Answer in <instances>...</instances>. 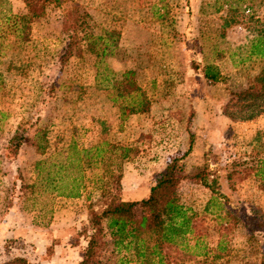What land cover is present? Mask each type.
Returning <instances> with one entry per match:
<instances>
[{"label": "rangeland", "instance_id": "374dc122", "mask_svg": "<svg viewBox=\"0 0 264 264\" xmlns=\"http://www.w3.org/2000/svg\"><path fill=\"white\" fill-rule=\"evenodd\" d=\"M8 7L14 13L25 12L22 0H3L0 8ZM62 9L69 10L71 17L89 13L94 34L118 33L117 49L107 63L116 73L136 70L137 84L150 99L145 111L129 107L121 120V99L114 101L113 85L98 82L101 77H96L93 54L84 53L83 58H71L64 65L59 62L66 38ZM263 27L264 0H67L61 7L51 6L34 24L37 39L26 51L31 58L28 74L2 73L0 264H8L15 256L32 264H77L82 258L89 207L99 211L102 203V168L82 163L78 196L66 195L72 187L68 178L55 191L43 184L32 186L37 181L35 162L49 156L62 158L64 149H59L71 140L79 148L140 140L138 154L122 166L118 187L122 199L146 198L166 163L183 157L188 173L208 162L219 176L217 198L242 220L253 221L252 208L264 213V189L255 178L235 176L234 184L226 179L228 172L246 165L241 163L249 160L248 153L258 147L257 142L264 149V113L245 122L231 121L222 113L227 96L243 88L260 66V59L249 50ZM206 61L219 68L221 81L203 77ZM20 129L26 142L9 153L8 141ZM41 130L44 137L39 135ZM45 140L48 147L42 155L33 143ZM232 161L239 165L230 166ZM180 191L184 203L197 209L196 233L206 235L207 241L215 239L219 225L212 213L203 211L210 190L186 177ZM142 212L135 209L136 216ZM206 229H213V238ZM244 237V232L235 233L233 247L238 256L226 264H243L250 249ZM101 241V258L115 264L119 254L107 237ZM178 258L182 264L196 260Z\"/></svg>", "mask_w": 264, "mask_h": 264}, {"label": "trees", "instance_id": "16d2710c", "mask_svg": "<svg viewBox=\"0 0 264 264\" xmlns=\"http://www.w3.org/2000/svg\"><path fill=\"white\" fill-rule=\"evenodd\" d=\"M22 1L25 5V12L22 13H14L9 7L6 10L0 8V87L4 82L3 71H14L23 76L28 74L31 58L26 51L37 39L34 36V24L47 15L51 6L61 7L67 0ZM2 2L0 0V4ZM62 10H65L61 23L66 38L58 53L59 62L64 65L71 58H83L84 53L93 54L96 77H101L98 82L101 85L107 82L113 85L117 90L114 101L121 99V120L126 117L129 107L145 111L150 106V99L137 84L136 70L123 69L116 73L107 63L117 49L114 40L118 33L104 30L101 34H94L89 29V13L83 11L71 17L69 10ZM249 54L260 59V66L257 72L248 77L243 88L233 91L225 99L222 113L231 121L245 122L264 113V27L251 40ZM202 74L210 82L223 79L219 68L208 61L202 67ZM3 116L4 110L0 109V120ZM44 134L41 130L39 135L44 137ZM26 139L21 129L13 134L8 141V152L15 153ZM193 139L194 133L191 132L190 147ZM139 141L131 144L105 142L104 148L99 145L79 148L71 140L65 148L59 149H64L60 152L62 158L52 160L49 156L48 159L35 162L37 181L32 186L43 184L55 191L58 183L68 178L72 183L66 193L68 196H78L80 193L78 180L81 178L83 162H93L96 167L102 168L99 175L102 203L99 211L93 206L89 207V232L86 233L83 256L77 264H107L99 254L103 236L108 238L119 254L115 264H182V261H177L178 255L182 259H196L195 264H226L238 256L237 247H233V238L235 233L242 232L245 234V243L250 245L243 264H264V213L252 208L254 219L250 223L234 214L225 201L217 198V190L221 187L219 176L216 171L209 169L207 161L188 173L183 157H174L159 172L146 198L122 199L118 193L123 177L122 166L138 154ZM255 141H258V137ZM33 145L43 155L48 141L34 142ZM256 145L261 150L252 145L248 153L249 160L241 163L245 166L227 173L226 179L230 184H234L235 176L247 175L255 178L261 189H264V149L261 143L257 142ZM233 165L238 166L239 162L232 161L230 166ZM186 177L212 193L203 211L212 213L219 227L215 228V239L212 237L213 229H206L209 230L207 235L213 238L209 242L206 235L195 231L197 209L184 203L186 201L180 186ZM136 208L143 210L142 214L136 216ZM166 248H172L175 256ZM8 264L32 263L24 257L15 256Z\"/></svg>", "mask_w": 264, "mask_h": 264}, {"label": "crops", "instance_id": "0c3cea01", "mask_svg": "<svg viewBox=\"0 0 264 264\" xmlns=\"http://www.w3.org/2000/svg\"><path fill=\"white\" fill-rule=\"evenodd\" d=\"M127 190L129 191V188ZM125 200H134V199L126 198Z\"/></svg>", "mask_w": 264, "mask_h": 264}]
</instances>
